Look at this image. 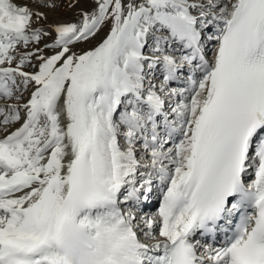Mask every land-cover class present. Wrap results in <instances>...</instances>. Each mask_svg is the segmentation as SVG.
Wrapping results in <instances>:
<instances>
[{
	"label": "snow or ice",
	"instance_id": "snow-or-ice-1",
	"mask_svg": "<svg viewBox=\"0 0 264 264\" xmlns=\"http://www.w3.org/2000/svg\"><path fill=\"white\" fill-rule=\"evenodd\" d=\"M33 5L0 0V264H264V0Z\"/></svg>",
	"mask_w": 264,
	"mask_h": 264
},
{
	"label": "rangeland",
	"instance_id": "rangeland-1",
	"mask_svg": "<svg viewBox=\"0 0 264 264\" xmlns=\"http://www.w3.org/2000/svg\"><path fill=\"white\" fill-rule=\"evenodd\" d=\"M22 2V0H20ZM19 2V3H21ZM56 3L60 4V7L54 9V10H48L46 8H39L37 9L34 5L32 6L33 7V10L36 11V10H39L41 12H45L47 13L48 17L49 18H52L54 20H63L69 12H73V10H69L66 6V0H55ZM75 11V10H74ZM67 17V16H66ZM106 31V29H105ZM104 36V31H102L99 36L95 39L92 40L91 44H83V45H80L79 47L82 48V49H87L93 45H95L98 40L100 38H102Z\"/></svg>",
	"mask_w": 264,
	"mask_h": 264
},
{
	"label": "bare ground",
	"instance_id": "bare-ground-1",
	"mask_svg": "<svg viewBox=\"0 0 264 264\" xmlns=\"http://www.w3.org/2000/svg\"><path fill=\"white\" fill-rule=\"evenodd\" d=\"M74 10H73V12H69L66 16H64L65 18L63 19V20H54V19H52V18H49V22H64V21H71V20H73L74 19Z\"/></svg>",
	"mask_w": 264,
	"mask_h": 264
}]
</instances>
